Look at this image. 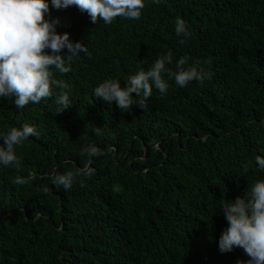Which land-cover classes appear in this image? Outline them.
I'll list each match as a JSON object with an SVG mask.
<instances>
[{"label":"trees","instance_id":"trees-1","mask_svg":"<svg viewBox=\"0 0 264 264\" xmlns=\"http://www.w3.org/2000/svg\"><path fill=\"white\" fill-rule=\"evenodd\" d=\"M47 2L45 19L91 55L74 58L67 74L51 69L71 86L62 114L54 97L22 109L0 97V133L25 123L39 133L16 148L19 169L0 165V264L247 261L240 248L219 250L229 226L219 208L264 179L255 162L264 158V0H145L139 20L111 24ZM177 16L191 32L183 44ZM168 51L166 67L186 57L210 78L181 88L165 74L167 94L153 88L146 107L128 112L94 96L100 83L124 87ZM89 144L103 155L82 156ZM86 161L93 175L77 176L70 190L53 185L50 173H75Z\"/></svg>","mask_w":264,"mask_h":264},{"label":"clouds","instance_id":"clouds-1","mask_svg":"<svg viewBox=\"0 0 264 264\" xmlns=\"http://www.w3.org/2000/svg\"><path fill=\"white\" fill-rule=\"evenodd\" d=\"M51 6L57 10L76 6L90 16L92 23L100 19L105 24H111L117 17L139 20L145 0H51ZM46 13H49L47 0H0V97H15L17 109L24 108L29 102L39 103L54 97L55 111L62 114L70 108L68 93L71 86L54 78L51 69L67 74L71 71L74 58L81 53L89 57L91 54L82 42L73 43L68 33L59 34L56 29L58 21H47ZM175 33L184 38L181 44L191 36L186 21L179 16L175 19ZM46 49L50 50V54L45 52ZM64 49H67V55L61 54ZM172 62L171 51L160 54L147 70L140 68L129 76L124 87L118 80L107 79L94 89V96L106 102H115L119 110L128 112L133 105L146 107L153 88L161 96L167 94L169 84L165 74L168 80H174L181 88L194 80L203 82L210 78V74L195 64L186 67V57L176 62L175 71L166 67ZM54 88L59 92L54 93ZM94 132L99 135L101 128L96 127ZM30 137L38 138L39 133L27 123L21 127H9L0 133V140L3 141L0 144V165L19 169L16 148ZM81 155L96 157L103 152L95 144H89L81 149ZM255 162L259 169L264 170V158L257 155ZM89 164L90 161H86L84 167L75 173H50L49 177L56 187L70 190L77 176L93 175L94 170ZM34 178L31 175L27 178L18 176L13 183L25 185ZM80 186L84 187V184ZM42 190L47 193L49 187L44 185ZM221 202L219 209L229 226L220 236L219 250L226 253L240 248L249 259L238 260L237 264H264V179L254 182L242 197L237 196L234 201L221 198Z\"/></svg>","mask_w":264,"mask_h":264}]
</instances>
